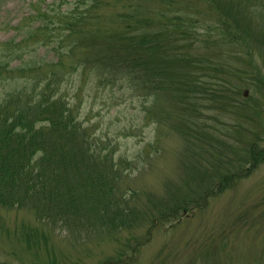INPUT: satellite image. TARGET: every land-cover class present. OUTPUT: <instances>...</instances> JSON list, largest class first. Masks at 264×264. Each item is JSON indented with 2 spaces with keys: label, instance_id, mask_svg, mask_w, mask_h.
Masks as SVG:
<instances>
[{
  "label": "trees",
  "instance_id": "trees-1",
  "mask_svg": "<svg viewBox=\"0 0 264 264\" xmlns=\"http://www.w3.org/2000/svg\"><path fill=\"white\" fill-rule=\"evenodd\" d=\"M65 1L55 4L68 3L70 8L55 16L37 13L43 18L38 27L27 30L15 48L0 54V69L19 61L15 72L22 83L0 95V206L19 208L25 199L33 198L39 201L34 205L37 216L42 212L55 223L95 218L102 226L105 223L115 229L137 223V209L128 204L136 193L118 194L125 167L120 170L114 163V148L100 145L96 151L74 107L62 99L59 72H76L78 68L83 74L120 72L136 89H148L146 96L152 95L155 100L164 97L166 106L159 116L152 119L146 112V122L155 120L158 126L166 125L187 145L202 149L198 154L201 166L209 163L217 169L214 174L223 177L219 183L197 186L193 196L160 200L159 206L152 200L159 222L204 207L221 195L230 186L226 164L222 158H215L216 148L210 149L216 159L213 163L204 153L209 146L220 144L210 141L213 135L197 115H188L190 111L184 108L204 100L212 101L214 109L239 107L232 102L236 93L233 89L210 84L207 88L203 75L215 80L225 74L233 76L235 63L241 64L244 72L258 69L253 53L264 54V0H153L154 6L152 0ZM40 30L45 31V39H37ZM30 39L40 43L44 56L36 58V53L23 46ZM93 44L99 46L97 50ZM75 48H91L97 53L83 56L82 50L77 55ZM48 53L52 56L45 62ZM43 63H48L45 70ZM30 71L32 78L24 76ZM172 116L175 122L167 123ZM234 131L240 135L236 127ZM242 137L248 139L247 135ZM157 144L147 147L156 151ZM187 153L186 149L184 155ZM119 161L124 164V160ZM192 166L200 176L207 172L196 164ZM166 216L173 218L167 220ZM142 245L140 240L135 248Z\"/></svg>",
  "mask_w": 264,
  "mask_h": 264
},
{
  "label": "rangeland",
  "instance_id": "rangeland-1",
  "mask_svg": "<svg viewBox=\"0 0 264 264\" xmlns=\"http://www.w3.org/2000/svg\"><path fill=\"white\" fill-rule=\"evenodd\" d=\"M56 2L59 0H0V54L15 48L27 30L38 27L43 18L37 13L55 16L70 8L68 3L58 6ZM205 6L202 1L201 7ZM52 20L57 23L55 17ZM44 32L40 30L37 39H45ZM36 41L27 40L23 46L39 58L44 56V48ZM93 45L97 50L99 46ZM95 49L75 48V53L81 55L83 50V56H90L97 53ZM253 55L257 70L244 72L241 64L235 63L233 76L225 74L215 80L209 74L203 75L207 88L233 89L236 93L231 99L239 107L214 109L212 101L204 100L184 108L190 111L188 115H197L213 135L210 141L220 144L209 146L204 153L212 163L215 158L223 159L230 186L206 206L194 207L164 223L155 217L152 200L159 206L160 200L193 196L197 186L219 183L223 177L214 174L217 169L209 163L201 166L198 154L203 153L202 149L187 145L166 125L158 126L155 120L146 122V112L152 119L159 116L166 106L164 97L155 100L152 95L146 96L148 89H136L120 72L95 75L93 71L83 74L79 68L76 72L62 69L58 75L62 99L74 107L96 151L100 145L114 148V163L120 170L125 167L118 181V194L136 193L128 204L136 207L139 218L131 228L118 225L115 229L105 223L102 226L95 218L55 223L42 212L37 216L35 206L39 201L33 198L25 199L19 208L0 206V264H264V54ZM51 56L46 54L44 61ZM17 64L19 61L14 60L7 69H0V95L22 84L15 72ZM32 75V71L24 74L28 78ZM172 103L175 107L176 102ZM175 118L170 117L167 123H174ZM224 140L228 142L222 143ZM155 142L157 150L148 149ZM211 148H216L215 158ZM186 149L188 156L184 155ZM195 164L207 172L200 176L192 166ZM140 240L143 245L136 249Z\"/></svg>",
  "mask_w": 264,
  "mask_h": 264
}]
</instances>
